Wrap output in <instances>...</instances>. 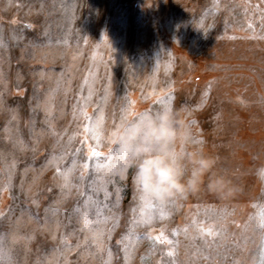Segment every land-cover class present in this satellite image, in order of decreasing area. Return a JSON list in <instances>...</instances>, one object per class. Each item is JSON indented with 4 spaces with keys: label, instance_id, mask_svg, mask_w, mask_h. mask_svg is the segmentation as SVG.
<instances>
[{
    "label": "rangeland",
    "instance_id": "1",
    "mask_svg": "<svg viewBox=\"0 0 264 264\" xmlns=\"http://www.w3.org/2000/svg\"><path fill=\"white\" fill-rule=\"evenodd\" d=\"M162 106L234 197L114 171L107 130ZM0 264H264V0H0Z\"/></svg>",
    "mask_w": 264,
    "mask_h": 264
},
{
    "label": "clouds",
    "instance_id": "2",
    "mask_svg": "<svg viewBox=\"0 0 264 264\" xmlns=\"http://www.w3.org/2000/svg\"><path fill=\"white\" fill-rule=\"evenodd\" d=\"M106 139L115 152L114 171L126 177L132 170L146 201L180 206L202 191L222 201L238 192L233 177L205 151L204 141L178 109L162 106L134 115L124 110Z\"/></svg>",
    "mask_w": 264,
    "mask_h": 264
},
{
    "label": "snow or ice",
    "instance_id": "3",
    "mask_svg": "<svg viewBox=\"0 0 264 264\" xmlns=\"http://www.w3.org/2000/svg\"><path fill=\"white\" fill-rule=\"evenodd\" d=\"M91 155L92 156H100L101 153L99 151H97L96 149H91ZM141 199L144 200V198L142 196H141ZM209 234H212L211 229H209ZM157 239H159V238H157Z\"/></svg>",
    "mask_w": 264,
    "mask_h": 264
}]
</instances>
